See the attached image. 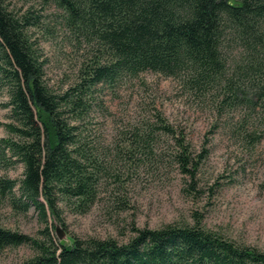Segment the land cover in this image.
<instances>
[{
    "label": "trees",
    "instance_id": "16d2710c",
    "mask_svg": "<svg viewBox=\"0 0 264 264\" xmlns=\"http://www.w3.org/2000/svg\"><path fill=\"white\" fill-rule=\"evenodd\" d=\"M17 8L0 0V89H7L9 136L0 139V165L22 163L19 180L0 176V197L15 210L34 208L44 223L32 237L0 225V249L32 245L21 264H264V251L237 244L195 223L134 228L127 242L114 238L56 237L48 211L60 217L59 200L85 210L97 195L107 149L82 129L99 87L153 71L178 79L200 103L213 105L249 143L264 125V0H38ZM58 29L80 52L78 79L61 91L45 78L37 38ZM47 39V38H45ZM40 40V39H39ZM133 124L117 156L154 154L159 128L173 132L164 116ZM147 122V121H146ZM83 124V123H82ZM252 126V127H249ZM126 141V140H125ZM176 159L196 173L203 153L192 156L182 139ZM204 152V151H203ZM198 215V213H196Z\"/></svg>",
    "mask_w": 264,
    "mask_h": 264
},
{
    "label": "rangeland",
    "instance_id": "374dc122",
    "mask_svg": "<svg viewBox=\"0 0 264 264\" xmlns=\"http://www.w3.org/2000/svg\"><path fill=\"white\" fill-rule=\"evenodd\" d=\"M7 1L17 8L41 7L38 0ZM38 32L35 38L48 59L46 81L58 91L67 89L78 79L80 52L71 49L61 29L56 36L41 38ZM96 97L81 126L106 147V156L101 155L105 169L99 173L97 195L85 210L59 200L60 217L48 211L56 237L58 226L62 241L98 237L127 242L134 228L193 224L198 216L204 227L264 251L263 124L259 123L263 137L249 143L244 132H234L225 116H217L213 105L197 101L178 79L153 71L127 78L115 88L99 87ZM8 101L7 89H0V103ZM159 112L174 131L157 129L154 154L117 156L118 148L128 143L124 132L133 124H156ZM10 116V107L0 106L1 123H9ZM8 136L5 125H0V139ZM180 139L192 156L204 154L193 176L176 159ZM23 171L20 162L0 165L1 177L19 180ZM0 225L32 237L41 236L44 227L34 208L25 214L4 197H0ZM34 253L28 243L6 247L0 249V264H21Z\"/></svg>",
    "mask_w": 264,
    "mask_h": 264
},
{
    "label": "water",
    "instance_id": "95a60500",
    "mask_svg": "<svg viewBox=\"0 0 264 264\" xmlns=\"http://www.w3.org/2000/svg\"><path fill=\"white\" fill-rule=\"evenodd\" d=\"M56 231H57L56 233H57V236L59 237V239L63 240V239H62V234H63V233H61L62 230H61L58 226H56Z\"/></svg>",
    "mask_w": 264,
    "mask_h": 264
}]
</instances>
